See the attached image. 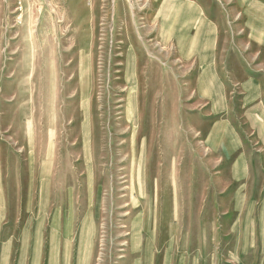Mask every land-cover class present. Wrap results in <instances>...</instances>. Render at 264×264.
I'll return each instance as SVG.
<instances>
[{"label": "rangeland", "instance_id": "374dc122", "mask_svg": "<svg viewBox=\"0 0 264 264\" xmlns=\"http://www.w3.org/2000/svg\"><path fill=\"white\" fill-rule=\"evenodd\" d=\"M20 1L0 0V264H264L255 76L219 46L241 32L204 75L160 0Z\"/></svg>", "mask_w": 264, "mask_h": 264}, {"label": "crops", "instance_id": "0c3cea01", "mask_svg": "<svg viewBox=\"0 0 264 264\" xmlns=\"http://www.w3.org/2000/svg\"><path fill=\"white\" fill-rule=\"evenodd\" d=\"M226 3L225 0H160L154 19L160 21L158 27L172 28L171 39L182 59L210 61L202 65L204 75L211 73L208 70L213 68L217 59L221 34H226L229 25L241 32L237 33L238 36L231 33L230 39L225 35L219 46L223 52L228 49L231 58L237 61L235 66L239 74L255 76V80L249 79L242 88L244 93L240 104L243 115L255 129V155L261 151L264 155V0H234L231 4ZM236 12L240 14L241 23H231ZM160 15H164L165 21ZM229 42L234 45L229 46ZM241 57L246 62H240ZM239 66L242 72L238 71ZM207 87L205 90L208 91L212 86ZM262 172V169L257 171L255 164V221L264 215ZM258 228L255 226V234Z\"/></svg>", "mask_w": 264, "mask_h": 264}, {"label": "built area", "instance_id": "2783aa9c", "mask_svg": "<svg viewBox=\"0 0 264 264\" xmlns=\"http://www.w3.org/2000/svg\"><path fill=\"white\" fill-rule=\"evenodd\" d=\"M17 4H18L17 9H18V10H21V1H20V0H17Z\"/></svg>", "mask_w": 264, "mask_h": 264}, {"label": "bare ground", "instance_id": "6f19581e", "mask_svg": "<svg viewBox=\"0 0 264 264\" xmlns=\"http://www.w3.org/2000/svg\"><path fill=\"white\" fill-rule=\"evenodd\" d=\"M186 6V5H185ZM201 25V24H200ZM209 32V31H208ZM206 34H209V33H206ZM207 37V36H206ZM206 40V39H205ZM133 118V117H132ZM138 123V122H137ZM87 225H88V222H87ZM83 232V231H82ZM85 233V232H84ZM86 240V239H85Z\"/></svg>", "mask_w": 264, "mask_h": 264}]
</instances>
